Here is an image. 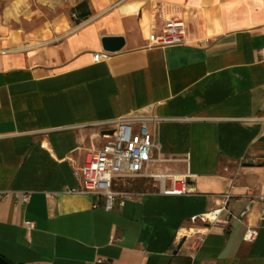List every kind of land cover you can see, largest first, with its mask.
I'll use <instances>...</instances> for the list:
<instances>
[{
    "label": "crops",
    "instance_id": "0c3cea01",
    "mask_svg": "<svg viewBox=\"0 0 264 264\" xmlns=\"http://www.w3.org/2000/svg\"><path fill=\"white\" fill-rule=\"evenodd\" d=\"M1 1L0 192L9 198L0 200V255L13 264H264L258 205L253 241L223 214L189 220L221 193L264 188V0ZM81 1L90 15L71 31L63 11L49 15ZM173 17L193 43L148 46ZM103 36L124 45L104 51ZM119 117L155 119L148 168L187 173L186 194L135 175L116 180L107 211L102 195L81 192L75 170L102 145L98 124ZM119 180L140 187L119 189Z\"/></svg>",
    "mask_w": 264,
    "mask_h": 264
},
{
    "label": "built area",
    "instance_id": "2783aa9c",
    "mask_svg": "<svg viewBox=\"0 0 264 264\" xmlns=\"http://www.w3.org/2000/svg\"><path fill=\"white\" fill-rule=\"evenodd\" d=\"M193 39L187 31L183 21L179 18H168L159 31H151L148 35V46L171 47L189 46ZM102 58V53L93 54V61ZM153 118L119 117L98 124V128H110L111 134L100 133L104 141L98 148L88 152L82 165L76 168L75 175L79 179L81 192L99 194L103 196V207L111 210L117 192L114 190L116 180L135 175L151 178L158 183V191L165 195H183L188 192L185 174H165L150 171L148 165L157 159L152 156L155 149L154 130L150 126ZM171 178V184H165V178ZM29 194L23 192L21 201L26 202ZM220 204L206 212L192 215L189 220L202 223H213L224 215L226 223L239 221L246 225L244 240L253 241L258 233V224H254L249 217L253 205H258L257 218L264 222V188L258 190L247 188L245 193L236 195L230 192L218 196ZM233 197L246 199L245 205L234 212L227 208V202ZM8 192H0V200H7ZM26 232L34 227V222H23Z\"/></svg>",
    "mask_w": 264,
    "mask_h": 264
},
{
    "label": "rangeland",
    "instance_id": "374dc122",
    "mask_svg": "<svg viewBox=\"0 0 264 264\" xmlns=\"http://www.w3.org/2000/svg\"><path fill=\"white\" fill-rule=\"evenodd\" d=\"M2 4H3V1H1L0 2V6H2ZM39 9H41V7H39ZM58 11H63L64 13H65V15L67 16V18L69 19L68 21H67V25H68V31H71V28H75L76 26H77V24H75L74 23V21H73V16L70 14V12L68 11V7L65 5V6H57V7H55V8H52V9H50V16H52V15H55V14H57V12ZM69 12V13H68ZM40 20H41V18H37V19H35L34 20V22L32 23L33 25H37V24H39L38 22H40ZM79 24V23H78ZM27 25H28V23L27 22H25V21H22V22H20V23H18V25L17 26H20V27H23V28H26L27 27ZM129 179H131V178H129ZM129 179H127V181H130ZM135 179H137V178H135ZM127 181H126V184H124L122 181H120L119 180V182H118V184H117V188H119V189H125V188H128V187H140L136 182H133V183H131L130 185L129 184H127ZM135 181V180H134ZM148 184H144L143 185V183L141 182V187L143 186H147Z\"/></svg>",
    "mask_w": 264,
    "mask_h": 264
},
{
    "label": "water",
    "instance_id": "95a60500",
    "mask_svg": "<svg viewBox=\"0 0 264 264\" xmlns=\"http://www.w3.org/2000/svg\"><path fill=\"white\" fill-rule=\"evenodd\" d=\"M101 47L104 51L115 52L120 50L124 45V38L122 36H103L100 39ZM100 133L111 134L112 130L110 128L102 127L100 128ZM0 264H13L9 260L5 259L0 255Z\"/></svg>",
    "mask_w": 264,
    "mask_h": 264
},
{
    "label": "trees",
    "instance_id": "16d2710c",
    "mask_svg": "<svg viewBox=\"0 0 264 264\" xmlns=\"http://www.w3.org/2000/svg\"><path fill=\"white\" fill-rule=\"evenodd\" d=\"M70 14L73 16L75 24L85 20L90 15L86 1H81L70 8Z\"/></svg>",
    "mask_w": 264,
    "mask_h": 264
}]
</instances>
